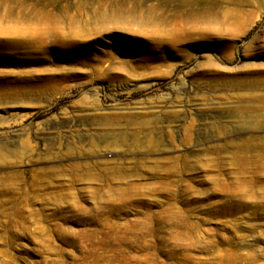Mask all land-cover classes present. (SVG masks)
<instances>
[{"label": "rangeland", "instance_id": "1", "mask_svg": "<svg viewBox=\"0 0 264 264\" xmlns=\"http://www.w3.org/2000/svg\"><path fill=\"white\" fill-rule=\"evenodd\" d=\"M22 1L1 31L35 3L65 36L0 54V264H264V165L233 157L264 135L235 111L264 94V0Z\"/></svg>", "mask_w": 264, "mask_h": 264}, {"label": "bare ground", "instance_id": "2", "mask_svg": "<svg viewBox=\"0 0 264 264\" xmlns=\"http://www.w3.org/2000/svg\"><path fill=\"white\" fill-rule=\"evenodd\" d=\"M233 1H238V0H233ZM241 1H246V0H241ZM17 4H19L20 10L24 11L23 6L25 5V1H22V0L19 1L18 0ZM32 5H33V9L31 10V12L29 11L26 13V11H25V12L20 13L19 16L16 17L17 19L12 18L13 22L15 20V22L12 24V26H10L9 28L6 27L7 29H4L3 31L0 30L1 32H3L0 35V54H7L10 52L17 54V50H22V49L25 50L26 48H31V47H33V48L35 47L36 49H34V50L30 49L31 51H28L30 53L31 52H33V53L37 52V53H42V54L50 53L49 50L46 48V44L56 42L57 40H60L59 38H61V40H62L61 36H65L64 35L65 31H62L61 27H60V21H62V20L59 19L58 15H52V13H51V12H53L52 9H51L52 11L48 12L47 9H44L42 7H41L42 8L41 9L40 7H37V5L35 3L34 4L32 3ZM52 6H54V4ZM66 6L67 5H64L63 7H66ZM68 7H70V6H68ZM8 11L10 13H12L11 8H9ZM118 13L119 12L117 11V12H114L113 14H107V15L105 14L104 15V13H102V14H99L98 16L96 15L97 21L107 22L109 20L110 21L111 20H114V21L118 20L120 18V13L119 14ZM72 19H74V17ZM74 21H76V20H74ZM77 22H79V21H77ZM80 25H82V24H80ZM91 31L92 30H90V32ZM80 33H81V31H80ZM77 34H79V33H77ZM89 57H90V60L92 62H90V61L88 62V60L86 61V59L83 61H85L90 67L91 66L93 67V63L96 64V65L94 64V66H98L103 60L109 61V63L107 64V67H109V69H114V68L118 67V66H115L116 62H114V59L116 58V56H114V55L113 56H106V55L105 56H98V57H94V58H92V56H89ZM138 65H140V64H138ZM247 98L248 99L246 101H244V105H242L241 107H239L238 109L235 110L236 112H242V110L246 111L245 115L240 116L238 118V120L236 121V123L238 125L247 126V127L254 129V130L264 128V94H259V95L258 94L257 95L251 94ZM86 117H88L89 119L90 118L95 119V118H97V115H96V113L89 112L88 114H86ZM165 117H166V115H165ZM135 125H137L138 129L140 130V131L138 130L137 133L141 132V130L147 131L145 133L146 137H150V133L152 134L156 130V127L151 126L147 122H144L140 119L135 120L134 129L137 128V126H135ZM212 128L213 129L211 131L214 134L221 135L224 133V131H226L227 126H226V124L225 125H217V126L214 125ZM188 131H186V133ZM137 133H134V135H137ZM145 135H144V137H145ZM132 136H133V133H132ZM184 139L189 141L190 135L188 134L187 136L184 137ZM245 141L246 142L244 143L243 150L241 151V149L238 147V149L240 151L233 154L234 159L239 163H242V162L253 163V166L262 169V167H263L262 165H264V153H260L261 156L259 154H255V155L249 154L248 155L247 153H249L250 150H254L258 147H263V149H264V135H256V136L251 135L249 138L245 139ZM155 142L157 144H155ZM146 143L147 144L144 146L145 149L157 150V148L160 146L159 145L160 141H158L156 138H155V140H153V138L149 139V140L147 139ZM86 144L88 145V149L90 151L92 150L95 153H97V152L101 153L102 149L117 148V147L119 148L122 146L120 144H117L115 141H109L106 144V146H103V148H101V147H99L98 143H96L95 140H93L91 137L88 138V141ZM135 146H138V144L135 143ZM76 151H77V149H76ZM3 158H4V155L0 152V159H3ZM97 162L99 165H101V164H103V166L105 165L104 166L105 168L109 167V165H107L108 160L105 158L100 159ZM256 164H257V166H256ZM72 169L74 170V169H76V167H72ZM42 173L43 172H40V174H42ZM50 173H52L54 175V172H50ZM44 174H46V172H44ZM170 176H172L171 172L166 173V175L164 174V175L159 176V179L160 180L162 179V182H159V183L163 184V191H164V188L165 189L170 188L169 187L170 185H168V183H170L168 181ZM163 177H167L166 181H163ZM48 186L50 187V186H52V184H50V185L48 184ZM158 187L161 188L160 186H158ZM127 191H130V189L127 188ZM121 194H123V191H121ZM262 207H263V205H262Z\"/></svg>", "mask_w": 264, "mask_h": 264}]
</instances>
